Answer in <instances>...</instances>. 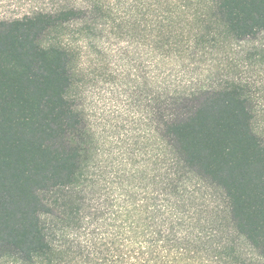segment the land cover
Here are the masks:
<instances>
[{"label":"trees","instance_id":"trees-1","mask_svg":"<svg viewBox=\"0 0 264 264\" xmlns=\"http://www.w3.org/2000/svg\"><path fill=\"white\" fill-rule=\"evenodd\" d=\"M72 1L0 19V264H264V0ZM107 23L141 26L156 72L111 172L63 38Z\"/></svg>","mask_w":264,"mask_h":264},{"label":"rangeland","instance_id":"rangeland-1","mask_svg":"<svg viewBox=\"0 0 264 264\" xmlns=\"http://www.w3.org/2000/svg\"><path fill=\"white\" fill-rule=\"evenodd\" d=\"M155 0H109L113 7L117 4V17L124 20L142 18L138 13L142 8ZM72 0H0V19L14 18L30 13L36 9H50L56 4H68ZM153 6L151 7V10ZM153 14V13H150ZM147 17L151 19L152 16ZM106 21L104 22H107ZM142 24H143V20ZM120 22V21H119ZM97 31L101 37V47L94 48L89 38L70 39L71 26L64 30V41H73V47L79 52L78 66L81 69L79 77L86 85L81 93L82 108L88 124L91 126L97 141L99 157L108 162L109 172L120 169L121 154L132 152L144 147V133L146 121L143 118L144 106L138 100L137 86L143 78H150L156 74L155 58L147 53L149 48L146 39L136 30L127 34V28L111 31L107 27ZM152 80V79H150ZM149 80V81H150ZM135 92L133 98L132 92ZM264 129V116L260 120ZM135 156V155H134ZM139 160V159H138ZM112 179L110 184L118 182L111 173L106 179ZM106 189V183L103 182ZM110 187V185H109Z\"/></svg>","mask_w":264,"mask_h":264}]
</instances>
